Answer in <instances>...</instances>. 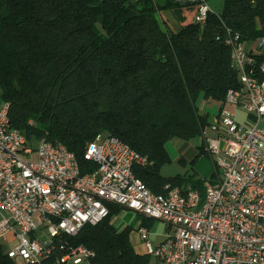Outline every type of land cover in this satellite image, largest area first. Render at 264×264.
<instances>
[{"label": "trees", "instance_id": "16d2710c", "mask_svg": "<svg viewBox=\"0 0 264 264\" xmlns=\"http://www.w3.org/2000/svg\"><path fill=\"white\" fill-rule=\"evenodd\" d=\"M222 1L199 24L196 3L180 0H0V102L11 126L29 140L64 145L81 174L96 168L84 158L88 143L114 135L146 158L133 172L152 192L164 193L168 183L203 191L190 175L161 174L170 161L166 144L201 138L211 121L199 99L216 100L219 111L227 91L240 86L226 27L243 41L264 27V0ZM206 153L199 143L191 162ZM108 208L101 222L59 236L33 264H67L57 258L77 246L90 252V264H156L135 248L129 226H114L123 207ZM0 264H18L2 244Z\"/></svg>", "mask_w": 264, "mask_h": 264}, {"label": "built area", "instance_id": "2783aa9c", "mask_svg": "<svg viewBox=\"0 0 264 264\" xmlns=\"http://www.w3.org/2000/svg\"><path fill=\"white\" fill-rule=\"evenodd\" d=\"M180 1L196 3L199 24L213 12L206 0ZM225 42L235 53L240 86L227 91L225 106L203 133L220 169L202 183L203 191L168 183L164 193L152 192L133 172L146 158L107 133L88 143L84 158L96 168L81 174L72 151L45 138L29 140L11 126L8 104L0 102V236L6 243L13 232L17 240L8 256L33 264L50 255L59 236L101 222L114 204L166 224L158 243L146 225L137 227L156 264H264V79L257 77L264 75V60L256 59L264 54V27L256 50H246V41L227 27ZM226 104L246 112V121L239 123ZM89 255L72 247L57 262L90 264Z\"/></svg>", "mask_w": 264, "mask_h": 264}, {"label": "rangeland", "instance_id": "374dc122", "mask_svg": "<svg viewBox=\"0 0 264 264\" xmlns=\"http://www.w3.org/2000/svg\"><path fill=\"white\" fill-rule=\"evenodd\" d=\"M222 2V0H210L208 4L213 12L219 13L222 7ZM163 15L166 17L169 14L168 12H163ZM168 17L171 21H173L171 16ZM175 27H177L178 29L179 26ZM250 46H252L256 50L257 44L255 41H246L244 44L246 50ZM198 102L199 105H203L202 112L208 113L209 120L213 121L214 116L218 112L219 103L212 98H209L207 100L199 99ZM226 107L236 113L237 121L239 123H244L246 121V112L240 109H235L228 104H226ZM250 121H253V119L248 120V122ZM199 143H202L205 149V140L203 134L201 138L196 137L190 140L173 138L168 141L166 144V148L170 157V161L161 168V174L166 177L174 176L177 174L190 175L193 181H200L201 184L216 175H220V169L215 163L214 156L209 152L198 156L194 163L191 162V160H193L198 153ZM180 157L185 160L184 164L178 161ZM144 219V216H142L141 214L131 209L123 208L117 215L114 216L112 220L114 226L118 229H122L125 226H129L132 229L130 238L135 248L139 251L144 250V245L138 237L137 227L140 221L141 223L146 225L144 223ZM149 220L150 219H145V222H147L148 224L146 225V227H148L150 232V240L154 243H158L162 241L165 238V234L168 233L166 224L160 220ZM6 238L8 240V242H6L7 247L14 248V246L17 244V240L14 238L13 232H8L6 234ZM1 243L2 238L0 236V244ZM151 260H154L153 257H151ZM18 262L21 263L20 261Z\"/></svg>", "mask_w": 264, "mask_h": 264}, {"label": "crops", "instance_id": "0c3cea01", "mask_svg": "<svg viewBox=\"0 0 264 264\" xmlns=\"http://www.w3.org/2000/svg\"><path fill=\"white\" fill-rule=\"evenodd\" d=\"M199 107H200V109H201V111H202V109H203V105L201 104V105H199ZM140 223H141V221H140ZM139 223V224H140ZM5 248H7V245H6V243L5 242H3L2 241V243H1ZM142 251V250H141Z\"/></svg>", "mask_w": 264, "mask_h": 264}, {"label": "bare ground", "instance_id": "6f19581e", "mask_svg": "<svg viewBox=\"0 0 264 264\" xmlns=\"http://www.w3.org/2000/svg\"><path fill=\"white\" fill-rule=\"evenodd\" d=\"M232 61L233 63L235 62V53H232ZM18 264H21V263L18 262Z\"/></svg>", "mask_w": 264, "mask_h": 264}]
</instances>
